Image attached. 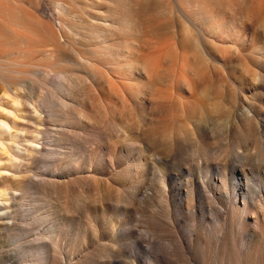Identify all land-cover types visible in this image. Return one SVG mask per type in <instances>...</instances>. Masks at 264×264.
Wrapping results in <instances>:
<instances>
[{
  "label": "bare ground",
  "instance_id": "obj_1",
  "mask_svg": "<svg viewBox=\"0 0 264 264\" xmlns=\"http://www.w3.org/2000/svg\"><path fill=\"white\" fill-rule=\"evenodd\" d=\"M50 152L94 174L47 188L33 169ZM196 201L229 208L215 243L162 242L160 215ZM59 221L86 251L69 264H118L136 227L155 239L149 264H264V0H0V236L22 232L18 261L37 248L30 264H62Z\"/></svg>",
  "mask_w": 264,
  "mask_h": 264
},
{
  "label": "rangeland",
  "instance_id": "obj_2",
  "mask_svg": "<svg viewBox=\"0 0 264 264\" xmlns=\"http://www.w3.org/2000/svg\"><path fill=\"white\" fill-rule=\"evenodd\" d=\"M171 23H172V19L170 18H164L161 22V24L164 26H169ZM53 144H55L53 141L48 140L49 146ZM59 147H61V149H63L64 151L66 149H68V151L74 150L72 146H66L64 141L59 144ZM60 157H61L60 155L56 153L52 154L50 152L49 154H45L42 156L41 162L39 163L38 166L36 165L34 166L33 170H35V172H37L38 175V176H34V178L37 180H41L42 183H44L47 186V188L54 189V188H58L59 186L61 187L70 186L79 181L81 182L86 181L88 179L87 178L88 176L94 174V173H89V169H88L89 167L86 165L81 166L79 170L70 169V167H68L67 165H63V167H52V163L54 162L55 158L58 159ZM104 172L105 170H101L99 173L103 174ZM42 195H43V191L37 188L31 190L26 198L27 200H25L27 205L22 206L24 213L25 212L30 213L29 218L31 219L32 224L35 225V227L34 225H32L34 227V232H36L35 236H37V234H39L44 230L45 231L49 230V220L46 214L47 202L43 199L45 197L44 196L42 197ZM172 196L174 199H176V201L177 200L179 201L182 198V196L179 193H173ZM155 208L156 210L161 211L159 206L156 205V207L154 206V209ZM211 208L213 209L211 210ZM170 212H171L172 220L167 219L165 214H162L163 216L160 215L161 219H164V221H167V223L168 221L170 222L169 223L170 226L167 225L168 228L166 227V225L163 226L162 231L163 234L165 235V239L163 241L161 239H157V241L160 240L162 242H166V240H169L171 242H176V241L179 242V240L181 241L187 240V238L190 235H194L197 237V241H196V245L193 246L192 249L194 248L196 249L197 247L201 248L200 245H202V243L204 244V241L206 240H208V242H210L212 245L215 243L217 237H212V232H216V228L218 227V226L216 227V225L220 224V222H217L218 221L217 218L223 222L224 216H226L227 213L229 212V208L225 207L224 205L218 202L211 203L210 205V203L205 204L196 201L195 204L190 207V211L185 210L184 214L181 213L180 209L176 206L170 207ZM21 215L22 214H20V216ZM113 215H117V213H113ZM118 217L121 220H124L123 216L118 215ZM246 220L247 222L250 223L247 224V227L252 226V223H254L251 220V218H246ZM60 223L61 221L57 222V224L55 225L56 235H58V237L60 238L59 239L60 246L58 253H60L59 255L61 256H59L60 257L59 259H62L61 260L62 264L63 263L69 264L72 263L73 261H76L79 258H82L86 253V251L81 250L80 247H78L75 243H73L72 240L73 237L75 236L73 237L69 236L68 230L71 231L75 227V225L67 223L66 226H61ZM62 223L64 224L63 221ZM133 224L135 227L137 222L133 221ZM136 229L137 231L134 233V236L130 237L127 240L128 244H130V248L126 247L124 249L125 252L123 253V255L117 259L119 260L117 261L118 264H125V263L128 264L127 260L129 261V259L125 255L133 256L134 261H138L142 264H149L150 261L149 254H151L153 252L152 250H154L153 246L151 245L152 243L150 242L155 241V239L146 236L143 233V229L141 227L140 228L136 227ZM117 232L119 235L124 237L122 231L119 230ZM21 233L22 232L20 230H14L5 234L4 236H0V264H30L28 259L32 258L34 255L35 256L40 255V252L37 248H27L26 250L20 253V257H22V261L20 260L18 261L17 259L11 257V253L13 252V247H15V243L20 238ZM109 238H110L109 236L108 237L105 236L104 240H100V242L99 241L98 242L99 244L108 243ZM246 239H247L246 234L239 232L238 229L235 228V231L232 234V240L234 242L236 250L237 249L240 250L242 248L243 242H245ZM263 239H264V235L261 240V243L264 246ZM88 244H89L88 250L90 251L94 250L96 247H99V244L95 243L94 241L93 242L89 241ZM154 246L159 247V245L157 244ZM148 248L150 250H148ZM177 258L183 259L180 256H177Z\"/></svg>",
  "mask_w": 264,
  "mask_h": 264
}]
</instances>
